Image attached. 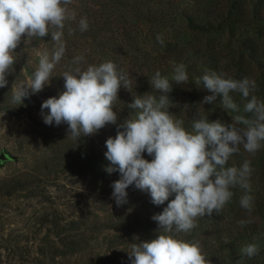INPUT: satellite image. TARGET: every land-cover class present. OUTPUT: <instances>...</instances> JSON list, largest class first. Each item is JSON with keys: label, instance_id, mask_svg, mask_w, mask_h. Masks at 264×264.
<instances>
[{"label": "rangeland", "instance_id": "1", "mask_svg": "<svg viewBox=\"0 0 264 264\" xmlns=\"http://www.w3.org/2000/svg\"><path fill=\"white\" fill-rule=\"evenodd\" d=\"M82 1L72 0L67 6L66 21H72L74 31L66 33V58L62 57L57 68L65 71L68 53L85 58L84 66L74 64L81 70L89 65L113 62L131 82L129 89L121 87L118 92L122 105L125 101L133 103L140 89L144 91L142 96L167 94L153 90L149 80L154 73L147 66L139 67L134 60L141 49L149 56L155 55L160 44L158 35L163 43L189 41L211 51L232 45L222 32L202 34L190 30L185 16L176 20L164 16L171 8L190 14V9L210 3L209 0ZM102 1L106 4H101ZM73 13L75 19L71 18ZM84 17L88 30L81 32L79 21ZM249 35L253 36L248 32L242 37ZM20 44L23 45L20 48L18 45L14 52L16 62L6 77L8 84L0 88V153L9 157L0 163V264H105L107 261L130 264V245L150 242L156 237L152 231H158V225L151 219L154 208L145 199L142 201L134 185L126 189L127 203L117 207L112 199L110 185L120 174L105 171L109 166L104 156L106 140L115 138L111 126L73 140L68 138L67 124L49 126L43 122L42 103L51 97L58 98L65 90L60 70H53L41 92L25 98L22 104L11 102L13 89L22 83L27 85L37 69L40 54L51 55L56 47L47 37H22ZM143 61L150 65L151 58ZM219 69L226 76L234 72L226 66ZM201 71L187 70L189 80L195 83ZM166 75L172 80L173 74L166 72ZM183 85L188 86L189 82ZM135 111L131 109L134 112L131 114L129 110L128 117H134ZM212 115L223 118L225 114ZM98 159L101 168L90 172L91 160ZM125 216L130 221L123 219ZM131 218L136 226H130ZM251 243L263 248L264 234H258L246 245ZM207 260L209 264L214 262Z\"/></svg>", "mask_w": 264, "mask_h": 264}, {"label": "clouds", "instance_id": "2", "mask_svg": "<svg viewBox=\"0 0 264 264\" xmlns=\"http://www.w3.org/2000/svg\"><path fill=\"white\" fill-rule=\"evenodd\" d=\"M71 3L72 0H0V88L8 84L6 77L16 62L14 52L22 37L44 38L52 28L51 40L56 45L51 55L40 54L38 67L27 85L22 83L13 89L12 103L22 104L49 83L65 54L62 37L65 21L69 19L67 6ZM71 18L75 19L74 13ZM79 30H88L86 17L80 19ZM157 41L163 44L159 35ZM83 60V56H77L72 63ZM62 77L65 90L58 98L51 97L41 105L46 125L67 124L68 138L79 140L96 134L106 125L117 124L113 104L121 87H130L126 73L107 61L89 65L86 70L70 69ZM172 80L177 84L188 83L186 65H173ZM149 83L156 92L166 94L172 90L169 79L159 71ZM195 83L211 93L203 98L202 105L213 104L221 96L224 110L238 112L231 95L237 93L244 102V113L251 114V118L236 115L232 118L234 122L225 126L219 120L209 122L207 117H199L193 119L188 131L182 119L169 113L171 103L167 95L133 97L134 102L127 107L136 110L134 117L117 125L115 138L109 137L105 144L104 156L109 162L105 171L120 174L110 185L112 199L117 207L127 203L126 189L132 185L148 193L156 206L163 205L171 196L174 199L162 213L151 217L158 225L157 238L130 245V264H209L197 243L176 239L175 235L190 234L198 226V218L211 216L213 211L219 214L233 197L231 189L237 186L244 192L239 199L240 207L249 214L253 211L251 162L245 160L240 167L226 165L239 152L240 145L252 155L264 145V102L252 94L256 82L210 71L197 77ZM145 152L152 157L151 162L143 158ZM248 222L239 221L241 226ZM240 251L243 256L253 258L259 254V246L247 244Z\"/></svg>", "mask_w": 264, "mask_h": 264}, {"label": "trees", "instance_id": "3", "mask_svg": "<svg viewBox=\"0 0 264 264\" xmlns=\"http://www.w3.org/2000/svg\"><path fill=\"white\" fill-rule=\"evenodd\" d=\"M85 1L83 0L82 2ZM209 2L207 4L202 3L196 9H190V14L182 10L179 11L178 8L176 10H174L175 8H171L165 12L164 16H168V20H176L178 16H185L187 20L185 21L186 25L190 30H195L202 34L222 32L228 36L232 45L229 46V44H226L211 51L208 47L204 49L199 43L196 44L189 41L183 44H178L176 41L160 43L153 57L141 49L134 59L135 62L139 67L147 66V69H150L149 71H152V73L155 74L156 71H159L162 76L166 77V72L173 74V65L179 63L186 65V70L189 71L202 70L197 77H202L210 71H215L219 74L221 73L219 67L226 66V68L234 70L233 73H228L229 75L226 77L233 79L247 77L255 80L256 89L252 94L258 100L264 102V19H262L264 14V0H209ZM101 4L105 5L106 3L102 1ZM201 13L203 14L201 15ZM73 29L72 21H65L62 37L65 44L66 33ZM53 30L50 28V34L46 36L49 41H52L51 31ZM248 32L252 33L253 36L242 37ZM22 45L19 44V48ZM73 55V53L67 54L65 71L76 68L72 63L75 58ZM147 58H151L150 65H145V61H143V59L147 60ZM185 58L188 59V62L185 61ZM141 61L143 63L140 64ZM83 63L85 64L84 60L79 65L84 66ZM57 65L54 68L55 70ZM57 70L60 69L57 68ZM60 71L62 74L65 72L64 70ZM251 71L254 75H252L253 73ZM60 80H64L62 76ZM171 82L172 80H170ZM188 82V86L171 83L172 90L166 94L171 103V107L168 109L169 113L177 119H182L184 121L183 126L186 130L191 131L193 119L199 117H207L209 122L219 120L225 126L231 125L234 122L232 118L236 115L251 118V114L244 113V102H242L239 94L231 93L234 102L238 105V112L224 110L221 105V96H217L213 104L202 105L203 98L211 95V93L204 90L202 84L198 86L193 80H189ZM181 85L182 87H180ZM140 90L136 91L137 96L144 94V91ZM127 105L129 103L126 101L122 105L119 98L113 104V111L118 115L117 124H109L104 127L108 128L111 126L113 136L117 134V125L123 124L125 120L131 118L128 117L130 115L129 110L131 112V109ZM212 113L225 115L223 118H220L213 116ZM239 148V152L230 157L226 166L240 167L245 160L251 162L250 194L254 197L252 213L249 214L240 207L239 199L244 192L237 186L231 189L234 193L233 197L219 214L213 211L211 216L206 215L205 217L198 218V226L190 234L179 233L175 235L176 239L189 243H197L205 258L212 259L214 261L213 264H264V247L259 248V254L253 258L243 256L240 251L247 242L257 237L258 234H264V145L254 155L245 151L243 145H240ZM142 155L144 159L151 162L152 157L148 156L146 152ZM87 159L88 157H86ZM91 162L92 165L87 167L90 168V172L92 173L98 171L95 168H101L100 166H102L99 165L100 159L97 162L93 160ZM138 193L142 195V201L145 199L146 203H151V197L148 193L140 190H138ZM172 199H174V196L169 197V200L160 206L151 203L154 208V214L162 213L163 209L167 207V204ZM123 219L130 221L126 216ZM241 220L249 222L241 226L239 223ZM135 223L136 221L132 219L130 226L135 225ZM152 232L156 236L153 239H156L158 231L153 230ZM221 252L223 254L220 256L219 254ZM216 254L219 255V258L214 259ZM105 264H113V262L107 261Z\"/></svg>", "mask_w": 264, "mask_h": 264}, {"label": "water", "instance_id": "4", "mask_svg": "<svg viewBox=\"0 0 264 264\" xmlns=\"http://www.w3.org/2000/svg\"><path fill=\"white\" fill-rule=\"evenodd\" d=\"M9 157L5 153H0V163L8 161Z\"/></svg>", "mask_w": 264, "mask_h": 264}]
</instances>
